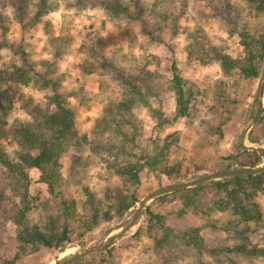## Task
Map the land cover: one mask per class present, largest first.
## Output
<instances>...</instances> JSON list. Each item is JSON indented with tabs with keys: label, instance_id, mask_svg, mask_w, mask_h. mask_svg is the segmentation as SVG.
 <instances>
[{
	"label": "rangeland",
	"instance_id": "374dc122",
	"mask_svg": "<svg viewBox=\"0 0 264 264\" xmlns=\"http://www.w3.org/2000/svg\"><path fill=\"white\" fill-rule=\"evenodd\" d=\"M48 31L50 38L47 37ZM240 32L255 37L264 33V13L255 12L246 0H0V71L5 70V65L13 64L24 68L37 80L36 85L14 83L7 96L0 98L4 106L10 107L8 126H0V147L11 162L17 161L18 146L11 136L12 126L18 121L30 120L17 101L18 95L24 94L43 107L52 94L49 81L61 85L65 105L75 113L79 134L92 139L103 95L98 91L97 75L80 68L81 58L86 53L85 49H81L91 46L102 56L123 53L149 58L151 65L148 69L160 77L154 81L158 89L167 87L174 63L182 78L190 83L188 88L191 87L195 97L196 116L192 120L173 121L175 99L166 93L165 113L171 124L165 126H160L158 120L149 116L138 102L134 103L130 111L132 125L123 129L126 137L133 140V143L122 142L127 153L139 154L175 132L182 151L169 155V165L179 164L190 171L194 167L204 168L196 172V178L188 176L170 184L163 177L149 173L143 177L138 189L140 200L166 186L189 183L205 175L224 172L225 166L234 159L244 158L241 156L243 151L256 152L261 156L258 165L244 169L264 168V141L255 144L248 139L255 125L258 104L260 107L256 113L264 116V88L256 97L258 85L261 83L262 86L264 69L257 79H242L238 70L225 76L220 64L208 59V55L213 57L211 49L233 59L243 58ZM58 37L65 39L64 50L59 41L54 46L50 42ZM193 42L199 44H194L192 49L201 50L207 62L187 57V50ZM56 48H61L60 57L54 56ZM220 89L224 90L225 99L235 101L231 118L226 123L222 109L215 111L207 108L213 105V94ZM81 91L86 95L83 96ZM103 140L113 144L117 142L114 137ZM255 149L263 150V153ZM75 157L81 163L76 166L71 179L69 171ZM61 164V175L70 183L67 193L74 198L78 209L85 200L82 189L77 185L79 182L96 196H102L107 186L116 188L119 185L117 178L110 179L105 165L93 156L88 146L80 151L73 147L68 149ZM28 175L31 180L29 195L33 199V210L28 214V220L30 223H43L49 214H56L52 209L55 202L49 197L46 185L39 181V171L30 170ZM6 177L8 175L0 167L2 186ZM259 185L263 192L254 197L247 196V188L234 193L249 216H256V213L262 215L258 221H245L227 209L214 210L212 202L218 196L208 184L198 192L173 191L164 194L166 196L162 199L156 197L136 215L139 200L122 220L98 225L87 238L80 239L72 232L71 242L64 250H40L21 258L17 264H60L78 254L82 256L77 260L90 256L94 261L100 257H105V260L109 257L105 253L113 248V264H264L263 256H244L224 250L231 249L239 240L238 235L229 231L237 228L246 232L251 244L264 247V178ZM7 195H11V190ZM221 195L226 199L225 193ZM189 197L194 199L191 201ZM13 200L19 203V199ZM146 207L164 217L165 225L174 232L198 228L201 250L179 246L176 249L173 247L170 253L165 251L164 258L154 253L152 257L148 256L146 249L153 242L146 234ZM7 215L5 209L0 211V264L11 261L18 253L15 227L6 220ZM135 233L136 239L133 238ZM68 249L72 251L62 256ZM218 249L222 250L219 254ZM100 252H104L105 256H98Z\"/></svg>",
	"mask_w": 264,
	"mask_h": 264
},
{
	"label": "trees",
	"instance_id": "16d2710c",
	"mask_svg": "<svg viewBox=\"0 0 264 264\" xmlns=\"http://www.w3.org/2000/svg\"><path fill=\"white\" fill-rule=\"evenodd\" d=\"M246 1L255 9V12L264 13V0ZM47 37H51L49 31ZM239 37L244 50L243 58L233 59L220 51L211 49L213 57L208 55V59L218 62L225 76H230L232 71L238 70L242 79H257L264 69V33L255 37L246 32H240ZM57 41L61 43L64 50V37H58L54 41L50 40L53 46ZM194 44L199 43L193 42L187 50V57L205 62L202 51L192 49ZM84 49L86 53L81 58L80 68L97 75L98 91L101 96L103 95L101 110L95 119L91 140L86 135L79 134L75 124V113L65 105L61 85L57 82L49 81L52 94L43 107L24 94L18 95L17 101L30 120L18 121L12 126L11 136L18 146L17 161L11 162L0 147V167L8 175L4 181V187L0 182V211L6 210L8 214L6 220H9L15 227V241L18 249V253L6 264H17L21 258L34 255L40 250L62 251L71 242L72 232H75L80 239L87 238L98 225L122 220L128 211L139 202L138 189L143 177L148 176L149 173L158 178L163 177L165 182L170 184L188 176L196 178L198 176L196 172L204 169L194 167L193 171H190L183 169L179 164L169 165V155L182 151L175 132L160 142H155L149 149L142 150L139 154L127 153L122 144V142L133 143L132 139L126 137L123 129L126 125H132L130 111L133 110L135 102L146 109L149 116L157 119L160 126L171 124L165 113L166 93L171 94V97L175 99L173 121L192 120L196 116L195 97L191 87L188 88L190 83L182 78L181 71L176 65L173 63L171 66L172 78L168 81L167 87L158 89L154 86V81L160 77L148 69L151 65L149 58L123 53L108 57L99 55L94 47L83 46L81 50ZM199 52L201 54L198 56ZM61 54V48H56L54 56L60 57ZM4 68V71H0V98L7 96L8 89L14 83L37 84L36 78L31 77L22 67L9 64ZM109 82H111L110 85ZM263 88L264 78L261 92ZM223 91L220 89L214 92L213 105L207 108L215 111L222 109L225 114L224 123H226L231 118L235 101L225 99ZM81 94L86 95L84 91H81ZM259 107L260 104L257 105L256 112ZM9 111L10 107L4 106L0 101V126H8ZM256 112L255 125L248 137L249 141L255 144L264 141V116H259ZM110 137H114L117 142L113 144L103 140ZM85 146H88L93 156L99 158L105 165L110 179L119 180V185L116 188L107 186L102 191V196H96L93 191L79 182L77 185L82 189L85 200L78 209L74 198L67 193L70 183L61 175V159L68 149L73 147L80 151ZM241 154L244 156L242 160H239V157L234 159L223 170L255 167L261 162V156L256 152L243 151ZM80 163L77 157L72 160L69 178H74L76 166ZM34 169L39 171V181L46 185L49 197L55 202L52 209L56 211V214H49L43 223L38 221L30 223L28 220V214L33 210V199L28 190L31 183L28 171ZM263 178L264 171L256 175L227 177L191 189H180L173 193L198 192L209 184L218 196L212 202L214 210L227 209L245 221H258L262 215L256 213V216H249L248 211L241 205V201L234 197V193L236 190L247 188V196H256L258 192H263L259 185V181ZM16 181L19 182L16 183ZM159 185L162 184L159 182ZM231 186L232 190L229 189ZM8 190H11V195H7ZM221 193H225L226 199ZM164 196L166 195L156 199H162ZM14 198L19 199L18 204L13 200ZM192 198L188 199L192 201L194 199ZM145 214L147 215L146 234L153 242L152 246L146 249L148 256L152 257L155 254L164 258L165 251L170 253L173 247L176 249L179 246L195 251L201 250L202 241L198 235V228L185 232H174L165 225L164 217L154 214L149 207L145 208ZM229 231L238 235L239 240L232 245L231 249H224L228 253L237 252L244 256L264 257V247L251 244L244 230L237 228ZM136 237L137 233L133 238L136 239ZM177 240L180 242L178 243ZM112 250L114 248L105 253L109 256L105 260V257H100L94 261L90 256L71 264H113ZM220 252L222 250L218 249L217 253ZM98 256H105L104 252L98 253Z\"/></svg>",
	"mask_w": 264,
	"mask_h": 264
},
{
	"label": "water",
	"instance_id": "95a60500",
	"mask_svg": "<svg viewBox=\"0 0 264 264\" xmlns=\"http://www.w3.org/2000/svg\"><path fill=\"white\" fill-rule=\"evenodd\" d=\"M260 91H261V83L258 85L256 97L259 95ZM256 151L259 153H263V150H260V149H258ZM263 170H264V168L228 170V171H224L221 173L205 175V176H202V177H200V178H198L192 182H189V183H177V184L166 186L164 188L158 189V190L146 195L143 199H141L140 202L138 203V207L136 208L135 214L138 215L140 213L141 209L145 205H147L149 202H151L154 198L162 196L164 194H168V193H171L173 191L183 189V188L195 187L197 185H200V184H203V183L209 182V181L222 180V179L227 178V177H234V176L245 175V174H252V175L259 174ZM80 256H82V254L75 255L73 258H71L67 261H64L63 263H60V264H70V263L76 261Z\"/></svg>",
	"mask_w": 264,
	"mask_h": 264
},
{
	"label": "bare ground",
	"instance_id": "6f19581e",
	"mask_svg": "<svg viewBox=\"0 0 264 264\" xmlns=\"http://www.w3.org/2000/svg\"><path fill=\"white\" fill-rule=\"evenodd\" d=\"M72 249H68L67 251L63 252L62 256H65L67 252H71Z\"/></svg>",
	"mask_w": 264,
	"mask_h": 264
}]
</instances>
